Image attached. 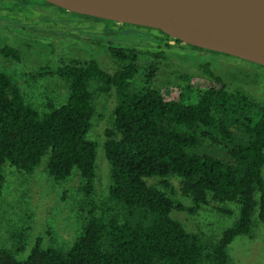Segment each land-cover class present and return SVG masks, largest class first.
<instances>
[{"label": "trees", "instance_id": "16d2710c", "mask_svg": "<svg viewBox=\"0 0 264 264\" xmlns=\"http://www.w3.org/2000/svg\"><path fill=\"white\" fill-rule=\"evenodd\" d=\"M108 50L119 62L111 73L95 60L61 63L57 74L67 84L66 101L59 107L48 102L43 114L0 72V195L6 163L32 173L44 157L50 178L63 181L76 171L89 194L96 159V144L87 138L94 114L89 83L97 80L101 93L113 90L116 96L103 151L111 167L109 200L122 205L123 214L105 217L110 208L93 202L83 233L69 249L43 248L37 238L24 260L0 248V264H229L227 248L234 239L249 234L255 220L264 223V106L229 93L207 66L211 84L199 89L196 103L167 99L152 88L161 54H151L143 85L135 89L139 51ZM0 53L19 58L11 47ZM184 79L188 88L204 83ZM171 178L191 207L175 204L162 191ZM227 203L238 205L237 219L216 241L187 232L170 217L176 211L194 215L208 204L230 215L222 208Z\"/></svg>", "mask_w": 264, "mask_h": 264}, {"label": "rangeland", "instance_id": "374dc122", "mask_svg": "<svg viewBox=\"0 0 264 264\" xmlns=\"http://www.w3.org/2000/svg\"><path fill=\"white\" fill-rule=\"evenodd\" d=\"M110 46L139 51V68L132 80L135 89L143 85L146 68L154 60L151 54H161L163 59L158 61L152 88L167 99L182 96L184 104L196 103L202 91L199 89L211 84L204 73L207 66L223 80L229 93L238 92L264 106V68L249 62L174 44L154 29L76 16L41 0L0 1V50L11 47L19 54L18 60H12L0 53V72L20 88L25 102L40 114L47 112L48 102L59 107L66 101L67 84L57 74L61 63L95 60L104 71L117 70L119 62L109 52ZM186 76L204 83L196 85L198 89L188 88ZM99 86L97 80L89 83L94 114L87 138L96 144L95 177L89 194L76 171L63 181L50 178L46 171L47 157L32 173L17 171L8 163L3 166L0 248L11 251L19 260L26 259L37 238L43 248L69 249L83 233L93 202L110 208L105 217L124 212L122 205L109 200L111 167L103 151L104 131L112 126L116 96L113 90L101 93ZM147 182L157 184L156 180ZM168 183L167 187L160 186L162 191L175 204L191 207V201L179 192L178 180L171 178ZM222 208L231 214H222L208 204L194 215L176 211L170 217L187 232L216 241L238 215L235 203ZM227 254L229 264H264V223L255 220L250 233L235 238Z\"/></svg>", "mask_w": 264, "mask_h": 264}, {"label": "water", "instance_id": "95a60500", "mask_svg": "<svg viewBox=\"0 0 264 264\" xmlns=\"http://www.w3.org/2000/svg\"><path fill=\"white\" fill-rule=\"evenodd\" d=\"M66 12L144 27L264 67V0H42Z\"/></svg>", "mask_w": 264, "mask_h": 264}, {"label": "flooded vegetation", "instance_id": "af4514ba", "mask_svg": "<svg viewBox=\"0 0 264 264\" xmlns=\"http://www.w3.org/2000/svg\"><path fill=\"white\" fill-rule=\"evenodd\" d=\"M1 1V0H0ZM42 1V0H41ZM42 2H44V1H42ZM44 4H47L48 6H51V7H55V6H53V5H50V4H48V3H46V2H44ZM57 8V7H56ZM58 10H60V11H63V12H66V11H64V10H61V9H59V8H57ZM69 13V12H68ZM70 14H72V13H70ZM73 15H76V14H73ZM76 16H80V15H76ZM80 17H82V16H80ZM83 17H85V16H83ZM91 18V17H90ZM174 44H181V45H185V44H183V43H176L175 41H172ZM185 46H188V45H185ZM188 47H190V46H188ZM193 48V47H192ZM194 49V48H193ZM196 50H198V49H196ZM199 50H202V49H199ZM202 51H205V50H202ZM207 52V51H206Z\"/></svg>", "mask_w": 264, "mask_h": 264}]
</instances>
